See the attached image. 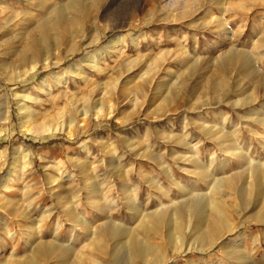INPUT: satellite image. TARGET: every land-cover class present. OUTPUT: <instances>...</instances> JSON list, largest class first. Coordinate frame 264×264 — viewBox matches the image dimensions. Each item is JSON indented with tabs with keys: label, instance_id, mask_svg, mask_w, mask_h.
Here are the masks:
<instances>
[{
	"label": "rangeland",
	"instance_id": "rangeland-1",
	"mask_svg": "<svg viewBox=\"0 0 264 264\" xmlns=\"http://www.w3.org/2000/svg\"><path fill=\"white\" fill-rule=\"evenodd\" d=\"M67 1L0 0V264H145L129 254V237L104 229L108 221L132 229L131 246L141 237L160 247L163 264H264V223L248 189L254 178L206 133L225 125L238 133L237 146L264 154L257 83L213 64L242 49L252 79L264 82V0H87V23L66 8L57 24L50 8ZM250 92L255 101L246 104ZM17 99L36 114L27 126ZM198 141L208 172L231 180L215 197L237 227L204 250L198 240L174 252L170 235L188 218L183 201L209 190L190 161ZM39 241L59 248L42 256L31 251Z\"/></svg>",
	"mask_w": 264,
	"mask_h": 264
},
{
	"label": "bare ground",
	"instance_id": "bare-ground-1",
	"mask_svg": "<svg viewBox=\"0 0 264 264\" xmlns=\"http://www.w3.org/2000/svg\"><path fill=\"white\" fill-rule=\"evenodd\" d=\"M99 1L100 0H93V2H97V4H98ZM168 2L171 3V2H174V0H168ZM66 8H71V9L73 8V9H75L74 10V13H78V12H75L76 10L81 11V13L82 12L85 13V16H84V17H86L85 18V20H86L85 22L86 23L88 22V16H87V14H88L87 13V0H68L64 5H55L54 7L50 8V11L49 12L57 20V24H60L61 21H62V18H64V17H62V15L64 14V11L66 10ZM66 15H68V14H66ZM46 22H48V21H44V23H42L41 25L46 24ZM65 22H67V20ZM85 25L86 24L84 23L80 30L78 29L79 27L77 28L79 30V32L77 34L78 36L76 35L77 37H83V34L85 33L84 32ZM60 26H59V28H60ZM63 26H64V24H63ZM43 30H45V29H43ZM123 39H124V37L121 36V35L116 36L114 39H112L109 42V44H107V47L106 48H111L113 44H117L118 41H121ZM101 52H103V49H101V51L98 52L97 56L95 54H92L90 57L91 58H97L98 55H99V53L101 54ZM247 57H248V53L246 51H244L242 49H235L234 48V49H231L230 52H228V53H226L224 55L222 54V56H221L220 59H218L219 58L218 57L216 60H214L213 64H216L220 68L226 69L229 72H230V70L232 68L235 67V69L237 70V72L238 71L239 72L241 71L243 73V75H244V76H242L243 79H247L249 81V84H251L253 86V85H255L257 83V87L256 88L258 89V95L264 97V82L263 81H260V80H255L254 81L252 79V74H251V73H253V72H251L252 62L249 63V60L247 59ZM33 67H32V69H33ZM69 68H71L73 70L74 69V66L71 65ZM232 70L234 71V69H232ZM258 73L260 74V71ZM260 77L262 79V76L261 75H260ZM258 78H259V76H258ZM217 80H218V78L216 77V81ZM225 80H226V78H225ZM58 81H60V78H58ZM228 81H227V83H228ZM217 82H219V81H217ZM222 84H224V82ZM225 94L227 95V92ZM256 95H257V93H256ZM246 98H247L246 104L252 103V101L254 100L253 99L254 97L252 98L251 92H250V95L248 97H246ZM35 99L36 98H33V100H35ZM17 101H18L19 109H20L21 115H22V118H21L22 124H23V126H27L28 123L33 120L34 115H36V114L33 111H31L30 107L28 105L24 104V102L23 103H20V101L18 99H17ZM240 101L237 102V105L238 106L241 105ZM238 106H236V107H238ZM7 114H9V110H7ZM260 118H261L260 119V122H264V119H263L264 117H260ZM224 126H222V128H220V129L215 128L216 130H214V127H212L213 129L208 130L206 133H213V135H211V139L214 140V142L216 143V145H217V147L219 148L220 151H226L231 157H235V158L243 159L244 160V164L243 165H245L244 169L246 171V175H247V177H253L254 178V181L253 182L255 183V184L254 183H251V181H250L251 178H250V180H248V184H249V188L248 189H249V192H250V194H257L256 195L257 196V199H256V197H255V199L259 201L258 203H259V207H260L259 210L260 211L258 210L259 212H258V214H257V216L255 218H256V220H257L258 223H260V222H263L264 223V199L261 198V197H263V194H264V187H263V185H264L263 184V181H264V154L261 155V157H258V159H257L253 155L252 150L250 149L251 146L247 145V147L245 148L242 145V143H241V145L237 146L238 141H239L238 133L232 132L229 129H228L229 130L228 131L227 129L224 128ZM236 129H239V128H236ZM213 131H215V132H213ZM249 131H251V130H249ZM257 133H259V132H257ZM199 144H200V141L196 142L193 145V150L195 151V155H193L190 158V161L193 163V165L195 166V168L198 169V172H196L197 177H199V179L201 181H206L207 179L209 180V182L207 184V185H209V190L207 191V193H197L195 195L192 194V196L189 197L190 199H186V201H183L182 207L186 210L187 217L188 218L186 219L187 222L185 223V225H184V222H180L178 225L176 224L177 225V228L174 229L173 234L171 232V234L173 236L172 235H170V236L172 238H174L173 239V242H174L173 251L174 252L176 250L190 251V250H192V248L197 247L198 240L202 244L201 248L199 246L198 247L200 249L204 250L206 247H209V246L211 247L212 245H214L215 242L219 239L220 235L224 231H226V230L227 231L228 230H232V229H234V228L237 227L236 226V223L233 222V220L231 218H229V216H228L229 214H227L228 211H226L225 206L221 203L222 201H219L215 197L218 194L220 195L221 192L225 191V189L230 186L231 180L230 179H226L225 177H224V179L221 178V177H217L216 174L209 173L208 172L210 170V168H206L203 165L204 162L201 160V151L202 150H200V145ZM262 144H263L262 145V149H264V143H262ZM225 147H228V148L225 149ZM217 152L210 153L212 155L211 156V159H216V160L218 159V154L219 153H217ZM222 163H223V167H224V166H226L228 164V160L227 159H224V161ZM233 179H234V177H233ZM54 181H55V179L50 178V183H53ZM177 183H178L179 189H181L185 193V195H190L191 194V192L189 191V188H187V186L185 184L180 183V182H177ZM234 186H236V184ZM243 187H245V185ZM253 187H256L255 192L253 190L254 189ZM251 197H252V195H251ZM255 199H253V200H255ZM189 202H192L191 205L189 204ZM178 207H179L178 205H175V210L173 212V216H177L178 218H180L179 216H182V214H180V211L178 210ZM193 207L196 208V211H197L196 214L193 213L196 216V220L195 221H194V219H192V216H191V210H192ZM68 208H70V207H68ZM71 211H72V209H71ZM164 211L165 210H163V211H157L156 213H150V214L148 213V215L144 219L145 221L140 224V227L146 228V227L153 226V223L155 221H157V219H162L163 218V215L165 213ZM72 212L70 214H72ZM193 217H194V215H193ZM72 219L75 222H77V224L79 223V225L82 224V223L83 224L84 223L85 224H88V222H86L85 219H81L80 216H79V214H77V213H75V215L72 216ZM182 223H183L184 226H182ZM104 227H105L104 228L105 230H108V231L112 232L114 236L116 235L117 237H120V236L121 237H124L126 235V237H129V238H125L124 237L125 239H127L124 242V245H125V243L126 244L127 243L129 244V254L132 255L133 258H137L138 260H143L145 262V264H163V263L166 262V260H167V254L163 253V251L160 249V247L155 246V244L153 245V244L149 243L148 240H146V239H143L141 237L140 238L139 237L138 238H135L136 240L135 239L134 240L136 242L133 241L134 243L132 242V246H131V242H130L131 239L130 238H132V237H130V236L132 235L131 234L132 233V229H129V228L126 229V227H123V228L121 227L120 228L118 226V224L116 222H113V221H108L105 224ZM96 230H95V232H96ZM188 234H191L194 237V240L193 241L187 242V241L184 240V237L185 236L187 237ZM36 244H35L36 246L34 245L31 248L32 249L31 251H36L37 254L39 253V254H41L42 256H45V257H50L51 254H53V252L55 251V249L56 248H59V247H55V245L52 246V244L50 242L43 243V242H40L39 241ZM150 255L156 256L155 257L156 259H154V261H150L149 260V256ZM133 258L130 257V259H133ZM36 263H38V262H36Z\"/></svg>",
	"mask_w": 264,
	"mask_h": 264
}]
</instances>
